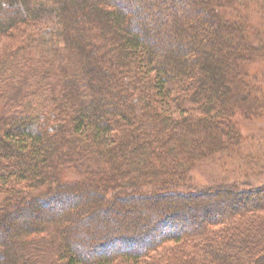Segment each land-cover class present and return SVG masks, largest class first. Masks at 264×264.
I'll return each mask as SVG.
<instances>
[{
	"label": "trees",
	"instance_id": "trees-1",
	"mask_svg": "<svg viewBox=\"0 0 264 264\" xmlns=\"http://www.w3.org/2000/svg\"><path fill=\"white\" fill-rule=\"evenodd\" d=\"M262 118L264 0H0V264H264Z\"/></svg>",
	"mask_w": 264,
	"mask_h": 264
},
{
	"label": "rangeland",
	"instance_id": "rangeland-1",
	"mask_svg": "<svg viewBox=\"0 0 264 264\" xmlns=\"http://www.w3.org/2000/svg\"><path fill=\"white\" fill-rule=\"evenodd\" d=\"M250 122H246L243 129L245 130V133L248 131H251L255 137H252L254 139L252 141L250 140L251 139L250 138L247 143L243 144L244 146L242 148L245 149L246 148L245 146H248V149L254 150V148L256 147L255 149L257 151H255V154H257V152H260L261 156L264 157L263 138L262 137L258 138L256 136L257 134L260 136H263V134H264V118L259 119V121H253V122L250 121ZM254 127H256V128H254ZM246 157H248V155L243 156V158H246ZM244 160L245 159H241V160L234 159L233 161L228 160L227 162H224V163L223 162L220 163L219 161L214 162L211 160L207 161L208 163H210V168H209V170H207V173H209L211 176H215V177H219V176L221 177L224 174V175H230L234 178H239V179H243V178L248 179V178H253L255 175H259L257 172H250L247 169L244 172L241 170L240 171L237 170V166H239L240 164H243V165L246 164V163H244ZM0 247H1V244H0Z\"/></svg>",
	"mask_w": 264,
	"mask_h": 264
},
{
	"label": "bare ground",
	"instance_id": "bare-ground-1",
	"mask_svg": "<svg viewBox=\"0 0 264 264\" xmlns=\"http://www.w3.org/2000/svg\"><path fill=\"white\" fill-rule=\"evenodd\" d=\"M195 212H193L190 215V221H194L195 217L193 216L195 213H198L197 209L193 210ZM14 225L10 222V220L7 217H3L0 219V233L4 234V232H7L8 230H10ZM3 236V235H2ZM6 236V235H4Z\"/></svg>",
	"mask_w": 264,
	"mask_h": 264
}]
</instances>
